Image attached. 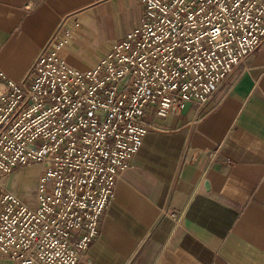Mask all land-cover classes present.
<instances>
[{"label":"built area","instance_id":"built-area-1","mask_svg":"<svg viewBox=\"0 0 264 264\" xmlns=\"http://www.w3.org/2000/svg\"><path fill=\"white\" fill-rule=\"evenodd\" d=\"M140 2L141 24L93 65L69 64L56 34L24 78L0 87V257L76 264L148 133L149 111L204 106L264 44V0ZM34 164L30 204L4 178Z\"/></svg>","mask_w":264,"mask_h":264},{"label":"crops","instance_id":"crops-1","mask_svg":"<svg viewBox=\"0 0 264 264\" xmlns=\"http://www.w3.org/2000/svg\"><path fill=\"white\" fill-rule=\"evenodd\" d=\"M143 17L140 0H0V87L24 78L56 34L67 39L59 55L85 69L119 39L100 30L134 24L129 33ZM147 120L76 264H264V44L204 106L163 118L149 111ZM27 166L4 181L28 202ZM39 174L40 165L37 185Z\"/></svg>","mask_w":264,"mask_h":264},{"label":"rangeland","instance_id":"rangeland-1","mask_svg":"<svg viewBox=\"0 0 264 264\" xmlns=\"http://www.w3.org/2000/svg\"><path fill=\"white\" fill-rule=\"evenodd\" d=\"M134 24L130 25H115L110 29H103L101 31V35H103L105 38L108 39H115V38H123V36L130 30ZM125 37V36H124ZM39 170V165L35 164L34 166H27L24 170V180H26L25 188L27 189L30 197L28 202L30 204H35L37 200L36 195V189H37V183H35L34 180V174L35 172Z\"/></svg>","mask_w":264,"mask_h":264},{"label":"water","instance_id":"water-1","mask_svg":"<svg viewBox=\"0 0 264 264\" xmlns=\"http://www.w3.org/2000/svg\"><path fill=\"white\" fill-rule=\"evenodd\" d=\"M206 185L208 186L209 185V182H206Z\"/></svg>","mask_w":264,"mask_h":264}]
</instances>
